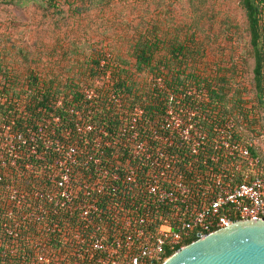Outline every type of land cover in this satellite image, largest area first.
<instances>
[{
    "label": "trees",
    "instance_id": "trees-1",
    "mask_svg": "<svg viewBox=\"0 0 264 264\" xmlns=\"http://www.w3.org/2000/svg\"><path fill=\"white\" fill-rule=\"evenodd\" d=\"M16 1L0 0V5ZM41 1L48 11L54 9L61 18L85 27L61 59L57 57L59 62H51L54 53L45 58L36 49L12 48L15 56L7 48L0 50V73L5 77L0 84V127L14 121L13 133L26 141L19 145L12 165L14 156L2 148L0 139V264H22L32 243L46 239L45 225H78L63 212H45L39 221L32 217L39 204L52 210L46 197L35 202L34 196L55 191L46 176L58 171L55 162L61 156L52 149L45 154V138L38 129L48 119L49 129L56 130L54 140H64L70 130L71 138L89 147L93 137H81L77 124L102 128L106 138L114 139L126 124L122 111L137 108L143 111L142 121L155 126L170 108L183 117L186 111L197 110L195 121L208 132L213 125L232 121L235 140L243 144L264 134V0L239 1L245 28L227 15L220 0ZM247 35L250 49L242 44ZM88 91L95 95L90 100L85 96ZM114 97L121 99V108H115ZM54 118L60 119L59 126ZM32 146L46 160L37 159ZM252 152L262 153L257 144ZM14 191L16 199L11 198ZM13 225H22L14 244L6 231ZM29 225H37L36 230ZM63 234L69 237L72 227L57 231L50 250H62L56 238Z\"/></svg>",
    "mask_w": 264,
    "mask_h": 264
},
{
    "label": "built area",
    "instance_id": "built-area-1",
    "mask_svg": "<svg viewBox=\"0 0 264 264\" xmlns=\"http://www.w3.org/2000/svg\"><path fill=\"white\" fill-rule=\"evenodd\" d=\"M4 80L0 73V84ZM85 96L90 100L95 95L88 91ZM114 101L115 108L122 107L121 99ZM17 107L26 111L24 105ZM122 114L126 124L114 139L106 138L102 128L77 124L81 137H93L91 147L71 138L70 130L64 140H54L56 130L49 129V119L38 129L45 138V154L52 149L61 156L55 162L58 171L46 176L55 191L34 196L35 202L46 197L52 210L36 203L38 214L32 217L39 221L45 212H63L78 225H45L46 231L40 232L46 239L32 243L22 264H162L190 239H203L237 221L264 220V153L253 154L255 142L236 141L232 121L213 125L208 132L195 121L197 110L183 117L169 108L159 126L142 121L138 108ZM52 122L60 125L59 118ZM14 123L0 127L2 148L14 156L12 165L19 145L26 143L13 133ZM30 151L46 160L35 146ZM70 226L69 237L56 238L62 250H50L57 231ZM21 228L6 229L12 244Z\"/></svg>",
    "mask_w": 264,
    "mask_h": 264
},
{
    "label": "rangeland",
    "instance_id": "rangeland-1",
    "mask_svg": "<svg viewBox=\"0 0 264 264\" xmlns=\"http://www.w3.org/2000/svg\"><path fill=\"white\" fill-rule=\"evenodd\" d=\"M158 1L161 0H156V2ZM239 1L220 0L228 11L227 15L236 17L241 23V27L245 28L242 26L245 16L239 7ZM149 2L151 3V1ZM176 3L181 5L182 2ZM84 27V24L77 26L73 20L61 18L54 9L48 11L46 4L41 0H17L15 3H2L0 5V50L7 48L11 52L10 55L15 56L12 48L36 49L42 52L45 58L47 54L54 53L51 54L54 55L51 62H59L57 57L61 59V54L69 48V42L81 35L80 32ZM242 44L250 49L248 35ZM253 66V60L250 59L248 65L250 75H252ZM262 111L264 116V109ZM262 126L264 128V121ZM255 142L264 153V134L258 136Z\"/></svg>",
    "mask_w": 264,
    "mask_h": 264
},
{
    "label": "water",
    "instance_id": "water-1",
    "mask_svg": "<svg viewBox=\"0 0 264 264\" xmlns=\"http://www.w3.org/2000/svg\"><path fill=\"white\" fill-rule=\"evenodd\" d=\"M162 264H264V220L237 221L187 244Z\"/></svg>",
    "mask_w": 264,
    "mask_h": 264
}]
</instances>
